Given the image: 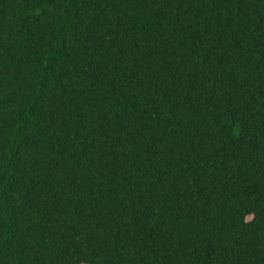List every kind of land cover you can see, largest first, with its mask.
<instances>
[{"label":"trees","instance_id":"obj_1","mask_svg":"<svg viewBox=\"0 0 264 264\" xmlns=\"http://www.w3.org/2000/svg\"><path fill=\"white\" fill-rule=\"evenodd\" d=\"M264 264V0H0V264Z\"/></svg>","mask_w":264,"mask_h":264},{"label":"rangeland","instance_id":"obj_2","mask_svg":"<svg viewBox=\"0 0 264 264\" xmlns=\"http://www.w3.org/2000/svg\"><path fill=\"white\" fill-rule=\"evenodd\" d=\"M85 264V263H84Z\"/></svg>","mask_w":264,"mask_h":264}]
</instances>
